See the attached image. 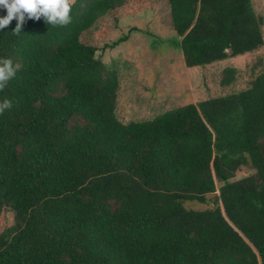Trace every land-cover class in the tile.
I'll use <instances>...</instances> for the list:
<instances>
[{"label":"trees","instance_id":"trees-1","mask_svg":"<svg viewBox=\"0 0 264 264\" xmlns=\"http://www.w3.org/2000/svg\"><path fill=\"white\" fill-rule=\"evenodd\" d=\"M168 2L188 68L264 47L252 0ZM70 6L66 25L0 30V60L19 65L0 89V264H264V67L242 92L124 124L119 76L81 38L144 0Z\"/></svg>","mask_w":264,"mask_h":264},{"label":"rangeland","instance_id":"rangeland-1","mask_svg":"<svg viewBox=\"0 0 264 264\" xmlns=\"http://www.w3.org/2000/svg\"><path fill=\"white\" fill-rule=\"evenodd\" d=\"M252 2L256 13L264 18V0ZM144 4L142 11L120 20L114 12L108 13L104 18V36L94 38L84 34L81 38L84 44L97 48V57L117 72L120 89L116 113L124 124L150 120L184 105L242 92L249 88L252 75L263 71L260 62L264 64V47L245 56L188 68L179 47L180 38L174 31L168 0H144ZM117 42V47L110 48ZM230 68L238 71L237 82L222 87L223 72ZM249 174L248 169L242 168L235 180ZM221 185L217 183L216 195ZM187 206L198 210L208 208L201 204ZM4 218L5 227L12 225V213L7 212Z\"/></svg>","mask_w":264,"mask_h":264},{"label":"clouds","instance_id":"clouds-1","mask_svg":"<svg viewBox=\"0 0 264 264\" xmlns=\"http://www.w3.org/2000/svg\"><path fill=\"white\" fill-rule=\"evenodd\" d=\"M0 8L6 9V16H0V30L6 28L13 19L17 20L14 33H19L26 18L39 20L46 17V22L53 25H66L70 22L71 6L69 0H0ZM19 65L13 67L11 60H0V89L16 73ZM11 107V102L0 103V114Z\"/></svg>","mask_w":264,"mask_h":264}]
</instances>
